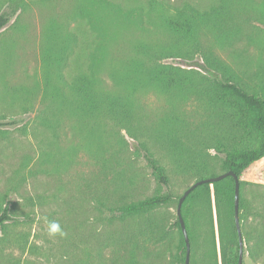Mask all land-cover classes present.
I'll use <instances>...</instances> for the list:
<instances>
[{"label":"rangeland","instance_id":"rangeland-1","mask_svg":"<svg viewBox=\"0 0 264 264\" xmlns=\"http://www.w3.org/2000/svg\"><path fill=\"white\" fill-rule=\"evenodd\" d=\"M108 1L147 11L152 1L205 10L220 0ZM82 4L83 0H0V13L11 16L0 30V123L4 124L0 210L6 207L9 216L0 229V264H101L107 256L100 205L103 188L131 183L136 198L166 191L181 196L195 182L193 169L185 168L188 154L194 160L190 167L209 164L220 174L224 154L217 150L228 144L232 113L210 99V79L229 80L248 89L264 82V0L236 3L237 10L226 23L229 40L201 31L194 43L157 24L125 28L102 18L105 32L101 34L107 41L98 87L132 101L138 115L133 126L139 127L140 136L137 132V140L132 139L103 119L89 133V122L86 128L76 122L66 87L80 69L87 71L95 47L91 43L95 31L79 13ZM57 56L64 60L61 65L55 62ZM205 58L219 67L213 77ZM132 60L165 67L166 73L179 76L181 87L142 84L131 91L123 82L113 81L111 75L123 77L129 72ZM47 67L49 91L44 85ZM52 93L57 96L52 98ZM167 116L178 119L169 125V133L163 126ZM143 144L164 167L168 187L151 175ZM240 180L248 184L246 196L264 195V159L253 163ZM212 209L215 222L214 205ZM165 211L169 218L175 216V203ZM45 217L58 221L66 235L50 237ZM132 234L152 260L157 246L148 233L137 228ZM248 248L244 242L242 264H264V251ZM200 259L197 252L196 264Z\"/></svg>","mask_w":264,"mask_h":264},{"label":"trees","instance_id":"trees-1","mask_svg":"<svg viewBox=\"0 0 264 264\" xmlns=\"http://www.w3.org/2000/svg\"><path fill=\"white\" fill-rule=\"evenodd\" d=\"M239 1L242 0H220L216 6L205 10L189 4L168 6L152 1L146 11L139 5L127 9L108 0H83L79 13L88 18L96 37L91 41L95 47L89 55L87 71L80 69L74 79L66 83L72 95L71 105L76 122L84 124L85 128L89 122L92 128L87 132L91 133L95 130L97 121L103 119L127 131L132 139L137 140V132L140 136L139 127L133 126V122L138 121V115L132 101L102 91L98 87V72L105 57L103 48L107 41V37L101 34L105 32L101 28L102 18H110L118 27L125 28L135 25L143 28L144 25L157 24L170 35L194 43L201 31H209L218 39L229 40L231 33H228L226 23L234 16L236 3ZM10 18L7 13H0V30L9 23ZM102 42L104 43L101 47ZM57 57L55 62L61 65L64 60L61 56ZM205 62L208 74L213 77L214 72L219 69L217 63L210 58H205ZM48 73L47 67L45 91L50 89ZM177 77L179 78L177 74L166 73L163 66L146 65L141 60H132L129 72L123 77L111 75L113 81L117 84L123 82L131 91H136L142 84L165 88L174 85L178 89L182 82ZM210 83V99L216 105L228 107L232 113L229 133L225 139L228 144H222V149L217 151L224 154L220 165L221 173L232 172L239 180V223L242 240L251 251L263 252L264 195L252 193L246 196L248 184L240 178L253 163L264 159V82L259 81L251 89L215 77L210 79ZM45 93V96L49 95V92ZM56 94L60 96L57 92ZM56 94L52 93V98ZM177 120L173 116L165 117V132L169 133V125ZM3 125L0 123V127ZM145 148L143 157L151 175L158 184L168 187L169 178L164 167L146 146ZM103 162L106 167V162ZM193 162L191 154H188L184 162L185 168L193 169L195 182L219 175L209 164L190 167ZM130 185L131 183L124 184L123 187L113 185L111 189L102 190L104 197L100 205L106 223L104 247L107 256L102 259L101 264H185V241L178 217L175 215L169 218L165 211L173 202L177 208L180 196L166 191L164 194L155 193L140 199L131 193ZM233 201L234 180L230 176L212 184L198 186L186 197L181 207V217L190 245L189 264H196L197 252L201 257L200 264H238L239 241L234 223ZM8 219V209L4 207L0 210V229ZM137 228L147 232L157 246V253L152 260L141 252L132 239V233Z\"/></svg>","mask_w":264,"mask_h":264},{"label":"water","instance_id":"water-1","mask_svg":"<svg viewBox=\"0 0 264 264\" xmlns=\"http://www.w3.org/2000/svg\"><path fill=\"white\" fill-rule=\"evenodd\" d=\"M232 177L234 180V201H233V210H234V223H235V228L237 231L238 235V241H239V254H238V264H242V255H243V240L241 236V231H240V223H239V180L238 178L232 173V172H227L223 174H219L214 177L198 180L191 184L187 189H185L182 193V195L178 199L177 203V208H176V215L178 217L180 226H181V231L184 237L185 241V264H189V258H190V245H189V240L187 237V233L185 230V226L181 217V207L186 199V197L198 186H201L203 184H212L215 182H218L226 177Z\"/></svg>","mask_w":264,"mask_h":264},{"label":"clouds","instance_id":"clouds-1","mask_svg":"<svg viewBox=\"0 0 264 264\" xmlns=\"http://www.w3.org/2000/svg\"><path fill=\"white\" fill-rule=\"evenodd\" d=\"M44 220L47 226V234L50 237H64L66 235V232L58 221L50 220L47 217H45Z\"/></svg>","mask_w":264,"mask_h":264}]
</instances>
